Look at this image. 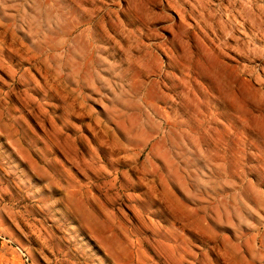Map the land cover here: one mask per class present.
I'll return each instance as SVG.
<instances>
[{"label": "rangeland", "instance_id": "374dc122", "mask_svg": "<svg viewBox=\"0 0 264 264\" xmlns=\"http://www.w3.org/2000/svg\"><path fill=\"white\" fill-rule=\"evenodd\" d=\"M0 264H264V0H0Z\"/></svg>", "mask_w": 264, "mask_h": 264}]
</instances>
